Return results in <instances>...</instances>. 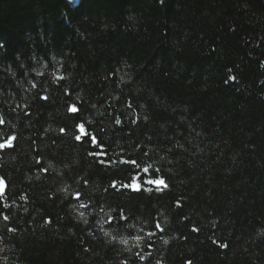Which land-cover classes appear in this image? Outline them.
Here are the masks:
<instances>
[{
  "label": "trees",
  "instance_id": "1",
  "mask_svg": "<svg viewBox=\"0 0 264 264\" xmlns=\"http://www.w3.org/2000/svg\"><path fill=\"white\" fill-rule=\"evenodd\" d=\"M74 2L0 0V264H264V0Z\"/></svg>",
  "mask_w": 264,
  "mask_h": 264
},
{
  "label": "snow or ice",
  "instance_id": "2",
  "mask_svg": "<svg viewBox=\"0 0 264 264\" xmlns=\"http://www.w3.org/2000/svg\"><path fill=\"white\" fill-rule=\"evenodd\" d=\"M163 2V0H161V3ZM43 99H47V97H42ZM70 112L72 113H77L78 112V109L76 107H71L69 109ZM117 123H120L119 120L116 121ZM65 131V129H61V132L63 133ZM76 132H79V133H84L85 134V139H87V135H86V127L84 124H78L76 126V129H75ZM11 139H14V138H9V141L8 143L10 144L11 143ZM74 139L77 141V142H82L81 141V135L77 134L74 136ZM5 148V144L4 143H0V149H4ZM132 163L134 164L135 161H132ZM144 175H141V176H133V177H130L129 178V182L125 185H121V187H129L131 188L132 190H135V191H142L143 188H144V185L147 184V185H153L157 188H159L160 186H164V187H167V185L165 184L164 180L163 179H145V176H151V175H154V173H152L150 171L149 168H143L142 169ZM3 179L0 178V195H3ZM116 181H113L112 182V187H115L116 186ZM139 186H134L135 184H137ZM81 197H80V193H76V195L74 196V199L76 200H79ZM86 205H81V207H85ZM5 220L8 219V217H4ZM117 223H119L121 220H127L128 217L123 213V210H120V212H118V214L113 218ZM155 227L157 229H160V225L159 224H156ZM162 230V229H161ZM189 264H191V262L189 261Z\"/></svg>",
  "mask_w": 264,
  "mask_h": 264
}]
</instances>
